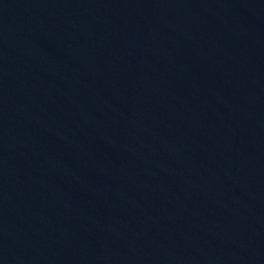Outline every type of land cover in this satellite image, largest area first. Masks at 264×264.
I'll list each match as a JSON object with an SVG mask.
<instances>
[{"label":"water","instance_id":"obj_1","mask_svg":"<svg viewBox=\"0 0 264 264\" xmlns=\"http://www.w3.org/2000/svg\"><path fill=\"white\" fill-rule=\"evenodd\" d=\"M168 0H0V138Z\"/></svg>","mask_w":264,"mask_h":264}]
</instances>
